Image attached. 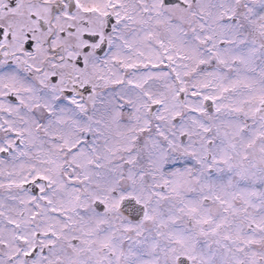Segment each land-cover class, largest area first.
Here are the masks:
<instances>
[{
  "label": "snow or ice",
  "instance_id": "6c2138e0",
  "mask_svg": "<svg viewBox=\"0 0 264 264\" xmlns=\"http://www.w3.org/2000/svg\"><path fill=\"white\" fill-rule=\"evenodd\" d=\"M0 264H264V0H0Z\"/></svg>",
  "mask_w": 264,
  "mask_h": 264
}]
</instances>
